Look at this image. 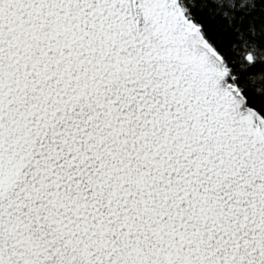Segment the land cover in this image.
Segmentation results:
<instances>
[{"label": "snow or ice", "instance_id": "1", "mask_svg": "<svg viewBox=\"0 0 264 264\" xmlns=\"http://www.w3.org/2000/svg\"><path fill=\"white\" fill-rule=\"evenodd\" d=\"M193 6L0 0V264H264L255 45Z\"/></svg>", "mask_w": 264, "mask_h": 264}, {"label": "trees", "instance_id": "2", "mask_svg": "<svg viewBox=\"0 0 264 264\" xmlns=\"http://www.w3.org/2000/svg\"><path fill=\"white\" fill-rule=\"evenodd\" d=\"M189 2L194 5L192 15L196 22L205 28L208 38L221 50L229 52V46L233 42L247 41L249 47L243 51H253L250 46L255 45V55L258 59L245 70L237 65L236 73L242 78H249V95L253 97L254 105L259 106L264 103V0H232L235 3L246 5L255 3L256 5L254 10L236 21L232 27H226L224 20L218 15L216 3L220 0H215V2L213 0H189ZM250 25L255 26L254 33L249 31ZM237 31L240 33L239 36Z\"/></svg>", "mask_w": 264, "mask_h": 264}, {"label": "clouds", "instance_id": "3", "mask_svg": "<svg viewBox=\"0 0 264 264\" xmlns=\"http://www.w3.org/2000/svg\"><path fill=\"white\" fill-rule=\"evenodd\" d=\"M250 47H252V46H250ZM243 54H244L245 57H247L249 55H252V51H244Z\"/></svg>", "mask_w": 264, "mask_h": 264}]
</instances>
